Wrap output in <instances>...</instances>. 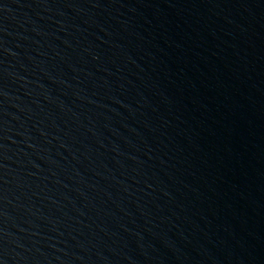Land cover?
Returning <instances> with one entry per match:
<instances>
[{
    "label": "water",
    "instance_id": "obj_1",
    "mask_svg": "<svg viewBox=\"0 0 264 264\" xmlns=\"http://www.w3.org/2000/svg\"><path fill=\"white\" fill-rule=\"evenodd\" d=\"M0 264H264V0H0Z\"/></svg>",
    "mask_w": 264,
    "mask_h": 264
}]
</instances>
